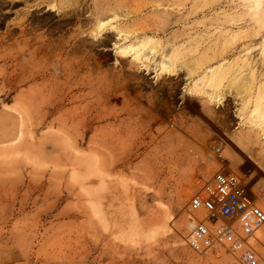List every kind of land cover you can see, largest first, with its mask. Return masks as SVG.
I'll use <instances>...</instances> for the list:
<instances>
[{
	"label": "rangeland",
	"instance_id": "rangeland-1",
	"mask_svg": "<svg viewBox=\"0 0 264 264\" xmlns=\"http://www.w3.org/2000/svg\"><path fill=\"white\" fill-rule=\"evenodd\" d=\"M259 91L264 0H0V264H244L192 201L264 215Z\"/></svg>",
	"mask_w": 264,
	"mask_h": 264
},
{
	"label": "built area",
	"instance_id": "built-area-1",
	"mask_svg": "<svg viewBox=\"0 0 264 264\" xmlns=\"http://www.w3.org/2000/svg\"><path fill=\"white\" fill-rule=\"evenodd\" d=\"M192 203L204 211L212 226L221 223L214 235L217 243L230 246L244 264L258 263L251 238L262 227L264 215L254 208L245 179L218 172L194 195ZM205 229L213 235V231Z\"/></svg>",
	"mask_w": 264,
	"mask_h": 264
},
{
	"label": "bare ground",
	"instance_id": "bare-ground-1",
	"mask_svg": "<svg viewBox=\"0 0 264 264\" xmlns=\"http://www.w3.org/2000/svg\"><path fill=\"white\" fill-rule=\"evenodd\" d=\"M177 57H178V55H177ZM230 65H231V63H230ZM226 68L227 67H225L222 63H219L217 66L211 68L210 71H208L207 74H206L205 81L209 84L210 87H212L214 89V93L210 94V97H212V99L220 97L219 94L216 91L218 89V87H219L218 84H219V82H220V80H221L223 75L227 74L228 71H229V73L232 72L233 64L229 68H227V69ZM161 70H162V72L163 71L171 72V67L170 66L168 67V65L167 66L163 65L161 67ZM233 76H235V74ZM232 78L234 79V77H232ZM235 78H236V76H235ZM236 79H238V78H236ZM236 83H237V89L241 88V90H239V91L244 90L243 92H245L246 88L244 87V84L242 82H240V81H236L235 84H233V85H236ZM247 91L248 90H246V93H247ZM216 100H218V99H216ZM254 105H255L256 117H257V119H259L260 125H262V121H264V96H263V93L261 91H259L257 93V95L255 96ZM253 121L254 122L256 121V123H257V120H253ZM221 172L235 174V175L239 176L238 174L233 173V172H226V171H221Z\"/></svg>",
	"mask_w": 264,
	"mask_h": 264
}]
</instances>
